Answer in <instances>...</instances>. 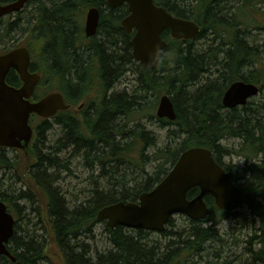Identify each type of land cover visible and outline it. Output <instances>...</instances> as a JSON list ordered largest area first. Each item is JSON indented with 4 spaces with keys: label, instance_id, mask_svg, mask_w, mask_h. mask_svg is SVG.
<instances>
[{
    "label": "trees",
    "instance_id": "1",
    "mask_svg": "<svg viewBox=\"0 0 264 264\" xmlns=\"http://www.w3.org/2000/svg\"><path fill=\"white\" fill-rule=\"evenodd\" d=\"M10 1L13 0H0L2 3ZM257 1L154 0L173 15L193 19L201 28L195 40H174L169 30L164 29L162 37L169 42V47L154 70L144 69L131 55L132 33L125 32L121 25V18L127 14L124 4L112 8L107 5V0H29L26 3L25 8L33 5V9L26 21L32 26L28 32L30 39L24 43L32 54L37 50L40 52V64L32 62L30 70L43 74L39 82L42 91L54 89L64 94L66 102L77 103L78 99L91 93L92 80L98 84L91 97L96 105L89 103L87 113L90 115L85 118L94 138H85L66 111L58 114L61 121L57 123V130L60 134L46 144L50 141L46 133L52 124L46 119L41 121L28 149L35 157L29 165L28 183L25 189L18 188L17 193L13 190V194L7 190H12L13 185L7 183V188H2L5 186V172L13 170L19 178L15 171V157L7 155L6 147H0V199L11 212V207H17V200L28 202L29 208L27 205L25 209L28 208V214L36 218L31 224L36 228H29L30 219H24L23 228L18 223L21 215L17 218L8 242V249L15 259L12 261L2 255L0 264H40L44 260L49 264H162L170 253L182 246L196 248L203 243L202 251L214 244L221 246L217 250L220 253L216 251L214 257L221 264H264L263 110L251 107V101L240 107L225 108L221 98L228 85L237 79L259 85L260 92L264 89L262 51L254 42L246 40V34L250 33L247 27L254 20L241 19L238 15L241 10L248 15L255 13ZM92 6L100 10L97 34L85 43L80 42L83 46L79 48L76 43L83 39L84 14ZM25 8L17 11L16 17L8 23L1 19L0 41L21 27V12ZM258 20L259 25L262 20ZM200 39L208 45L202 43L203 48H198L196 41ZM14 45L0 48V52ZM245 67H249L247 71ZM130 72L136 75L137 84L130 91L125 88L118 91L115 85L116 92L107 98L106 89ZM80 78H83V83ZM88 78L92 80L83 88ZM6 82L16 87L22 84L14 69L9 70ZM72 92L78 93L75 99H72ZM166 93L174 103V120L159 118L154 113L159 96ZM149 95L153 97L152 101L146 100ZM145 115L168 128L174 143L146 154V147L155 144V139L149 138L146 127L138 120L133 122L132 128L128 127L134 119ZM122 136L126 139L127 154L126 160L121 162L116 157L120 155ZM227 137L240 139L239 147L227 149L222 146L221 140ZM192 146L211 149L213 157L233 179L242 180L244 204L249 208L250 222L259 221L258 226L252 225L253 232L244 239L243 254L236 251V258L227 256L223 260L221 251H227L228 243L217 235L215 226L221 218L233 215L243 227L248 223L247 216L217 208L210 195L206 200L212 207V224L201 228L199 221H192L191 226L182 231H164L165 236L174 237L165 245L158 240L148 244V237L144 239L142 229L130 234L119 225L109 228L106 223L105 234L111 248L99 251L89 244L87 239L94 238L93 228L99 223L96 220L98 209L118 200L135 201L140 192L152 188L167 173L181 151ZM232 153L244 157V164L225 165L222 157ZM75 156L81 157L90 177L98 171L96 175L106 181L104 186L88 190V198L71 206L53 183L69 169V160ZM148 162H154L150 173L145 171ZM138 170L145 173L143 180L137 178ZM248 181L250 183L246 184ZM197 191L198 188L194 187L187 195L194 196ZM184 234L187 240L182 242L180 238ZM233 240L234 245L241 243L237 235ZM48 246L57 248L54 261L48 256ZM162 247L164 249L159 253Z\"/></svg>",
    "mask_w": 264,
    "mask_h": 264
},
{
    "label": "water",
    "instance_id": "2",
    "mask_svg": "<svg viewBox=\"0 0 264 264\" xmlns=\"http://www.w3.org/2000/svg\"><path fill=\"white\" fill-rule=\"evenodd\" d=\"M29 0H13L0 3V18L10 12L20 11ZM125 3L128 13L121 19L126 32L133 31L130 39L131 55L144 69L153 70L168 48V42L162 39L164 28L170 30L173 38H194L199 34V26L189 18L173 16L154 0H107L109 7L115 8ZM100 11L95 6L85 13L84 31L93 36L99 24ZM29 49L23 46L11 48L0 53V146L18 147L27 151L32 136L29 123L31 114L49 117L59 109H66L63 95L56 91L31 101L34 87L40 80V74L28 70L30 64ZM18 72L22 85L11 86L6 82L10 69ZM259 88L252 82L237 80L232 82L222 96L226 107L245 104L249 96L257 94ZM156 114L159 117L175 119L176 113L168 94L158 99ZM197 186L198 193L191 199L187 191ZM212 195L215 205L225 210H234L242 206L243 193L231 175L213 158L207 147L192 146L183 150L168 173L147 192L138 195V201H117L101 207L97 219H105L107 225L131 228L153 229L160 231L173 213H185L193 219L207 216L209 208L204 200ZM14 216L0 200V255L15 256L6 248L14 232Z\"/></svg>",
    "mask_w": 264,
    "mask_h": 264
},
{
    "label": "rangeland",
    "instance_id": "3",
    "mask_svg": "<svg viewBox=\"0 0 264 264\" xmlns=\"http://www.w3.org/2000/svg\"><path fill=\"white\" fill-rule=\"evenodd\" d=\"M32 6L33 5H29L27 8H25L24 11H22V18L20 20V28L10 32V37H6L4 38L2 41H0V48H4L6 46H10L12 43H16V44H23V42H26L27 40L30 39V36H28V32H30V29L32 26H30V24L26 23L27 19L29 16H31V11H32ZM256 10L255 13L253 12L250 13V15H248V12H246L245 10H241L238 12V15H240L241 19H249V20H254L252 21L253 23H249L250 25H248V32H250L249 34H246V36L248 35V37L246 38V40L248 42H254L255 46H258V48L261 49V53H260V57L264 60V0H258L256 3ZM247 14L248 16L244 15ZM16 17V16H13ZM258 19L262 20L259 25L258 23ZM5 22H8V20L6 19ZM255 22V26L254 25ZM256 26H259L256 28ZM244 29V28H243ZM244 29V30H246ZM202 43H205L204 40H197L196 41V45L198 48H203ZM206 45H208V43H205ZM40 52L37 50L35 52V54L32 56V59H35L36 61H40V59L38 58V54ZM171 55V54H170ZM169 55V56H170ZM170 58V57H169ZM249 68V67H248ZM248 68H244L245 71L248 70ZM56 79V78H55ZM120 82L118 85V91L120 89H127L128 91L131 90V88H133L136 84H137V80H136V75L133 74L132 72L130 73H126L123 77L120 78ZM54 82H57L56 80H54ZM58 83V82H57ZM147 101H152L153 97L151 95H149L146 99ZM249 104L251 107L257 109L258 111H261V109L263 110L262 115L264 114V89L261 90L260 93H258L255 96H252L250 98ZM155 112V110H154ZM41 119L34 118L33 122H32V126H36L38 124V122ZM139 121L141 123V125L146 127V130L148 131L149 134V138H151L152 140L155 139V144L147 146L145 149V153L146 154H151L153 151L156 150L157 147H162L165 144H173V137L171 136V134L168 131V128L162 127L161 125H159L160 123L157 120L154 119H149L147 115H145L142 118L139 119H134L129 125L128 127L132 128L131 126L133 125V122L135 121ZM54 120L51 118V122H53ZM52 127L50 128V130L46 133V138L49 139L50 141L46 144H50L52 139H55L56 136L59 133V130H57V125L53 124L51 125ZM170 128H174V126H169ZM148 138V135L147 137ZM148 138V139H149ZM239 143H240V139L237 138H229L227 137L226 139L221 140V145L225 146V148H231V147H239ZM45 151V149H44ZM134 155H136V153L133 152ZM7 155L11 156V157H15V167H16V172L17 174H19V178L17 176H15L14 171L12 170L11 172H5L4 174V184H5V188L3 187L2 190H5L7 187V183H9L12 186V190L7 189L11 194H13V192L15 191L16 193L18 192V188H26V185L28 183V175L30 174V163L35 161V157L33 155H31L30 151H28L27 154H24L20 149H8L7 150ZM136 156H139V154H137ZM223 161L225 164H233V165H243L245 162V158L242 157L241 155L238 156L234 153L232 154H228V155H224L223 157ZM259 158V157H257ZM255 158V159H257ZM254 159V160H255ZM253 160V159H252ZM84 162L81 160V157H77L75 156V158H71L69 160V169L63 171L60 175V179L55 181L53 183V186H55L56 188L59 189V191L61 190V194H63L64 199L69 201V204L71 206H75L77 203H79L80 201H83L85 198H88V196L90 195V193L88 192V190L94 188L95 186H104L106 179L104 177H98L96 174L98 173V171L94 172V177H90L89 176V170L85 168V164H83ZM154 169V162H148L145 165V171L147 170V173L152 172V170ZM137 173V172H136ZM138 179L139 180H143V178L146 176L144 175L145 173H142V171L138 170ZM128 174V171H127ZM9 176V177H8ZM96 176V177H95ZM129 176V174H128ZM0 177H2V173L0 175ZM120 178V177H118ZM241 181H239V183H241ZM246 181H244L245 183ZM250 182L248 181L246 184H249ZM245 184V185H246ZM241 187L244 186L242 183L240 184ZM128 186V184L126 185ZM14 190V191H13ZM14 192V193H15ZM17 207H11V210L13 211L12 213L15 215L16 218H18L21 215L20 220L18 221V223L25 228L24 226V221L26 219H30L31 223L29 224V228H32L33 225L32 222L36 221V218L34 217L33 214H28L29 213V205L28 202L23 201V200H17ZM75 204V205H74ZM28 205V208L25 209ZM18 209V210H17ZM239 214H241V216L245 215L247 216L248 219V223H246L245 226L241 227L240 223L236 221L235 216L230 215L229 218H225L222 221H220L217 225L216 228H218L219 230V237H221L223 239L224 242L228 243L225 248V250L227 251H221L222 254V258L223 260L226 259L227 256H229V259H234L236 258L238 255H236V251L243 254L242 251V247L244 246L245 242L244 239L246 238L247 235L251 234L253 232V227L252 225H254V227L258 226L259 221L256 220V222L251 223L250 219L251 216L249 215V208L247 207V205L243 204L240 208H238L236 210ZM34 217V218H33ZM25 219V220H24ZM172 219L174 221V224L172 225L173 230L176 231H182L184 229H187L191 226V222L189 219L186 218V216L181 215V214H174L172 216ZM210 221H207L204 223V225H207V223H209ZM105 222L101 221L100 223H98L94 228H93V234H94V238H90L87 239L89 244L91 243V245L96 246L97 249L99 251L105 250V249H109L111 248V245L109 243V240L107 238V235L105 234ZM36 228V227H33ZM169 228V231L172 230ZM37 232H40V230H38ZM22 233V232H21ZM185 233V232H184ZM185 235V234H184ZM237 235V237L241 240V243L238 245H234V236ZM84 237V236H82ZM174 237H170V236H165L162 235L161 233L159 234V232H151L148 236V243L150 245L153 244V242H150L151 239L153 240H158L159 243H162V245H165L167 242L171 241ZM221 247V246H220ZM218 247V244H214L213 246H209L207 248V250L204 253H208L209 255L206 254V258L209 260L210 258H213V255L216 253V251L220 248ZM48 256H50L51 260H55V258L57 257L56 254V250L57 248L54 246H48ZM229 248H232V250H229ZM164 248L162 247L160 252L163 250ZM230 251V252H229ZM232 251L234 252L232 254ZM220 253V251H217V253ZM93 253L91 252V255ZM212 254V255H211ZM232 254V255H231ZM160 255V254H159ZM244 258V256H242ZM222 260V259H221ZM201 264L204 263V261H200ZM40 264H49L48 261L44 260L41 261ZM215 264H221L220 261L217 262V260L215 261Z\"/></svg>",
    "mask_w": 264,
    "mask_h": 264
},
{
    "label": "flooded vegetation",
    "instance_id": "4",
    "mask_svg": "<svg viewBox=\"0 0 264 264\" xmlns=\"http://www.w3.org/2000/svg\"><path fill=\"white\" fill-rule=\"evenodd\" d=\"M13 16H16V13H10V14H7L5 16H3L1 19L3 21H5L6 19L8 20V22H10V20L14 19L15 17ZM7 22V23H8ZM97 30L95 31V34L96 35L97 33ZM82 34H83V39H79V42L76 43V46H82L80 45V42L81 43H85L87 41V39H92L93 36H87L85 31H84V24H83V29H82ZM76 40V39H75ZM79 44V45H78ZM79 47V48H80ZM90 79L92 80V78H88V80H86V83L83 84V88L86 87L90 81ZM77 80V79H76ZM80 82H84L83 81V78H80ZM119 82H120V79L117 80L114 84L113 87H108L105 91L106 92V97L108 98V96L114 92H116V88H115V85H119ZM97 83H94L93 80H92V84L90 85V88H89V91L91 93H88L86 95H84L83 98H80L78 99L77 103H67L69 105V107L67 109H61V110H58L56 111L53 115L54 116H51L52 119L54 120L53 122H51V119H47V121L50 123V124H56L58 126V122H60L61 120L60 119V116H58V114H60L61 112H66V111H69L68 113H70V115H68V117L74 119L77 123V129L83 134V136L87 139H91L92 137L94 138L93 136V132H92V129L90 128V126H88L87 124H85V118H89V115L90 113H87V111H89L88 107H89V103L92 102L95 104V102H93L92 100V96H94V91L96 90L97 88ZM92 89V91H91ZM76 93L75 92H72V99H75V97L77 96V94L75 95ZM75 95V96H74ZM39 96V95H37ZM36 96V97H37ZM43 95H40L39 97H42ZM66 103V102H65ZM96 105V104H95ZM122 141H121V146L119 148V153L120 155L116 158H118L119 161H125L126 160V154H127V150H125V144H126V139L124 138V136H122ZM115 158V159H116ZM192 198V197H191ZM181 215H184L186 216L187 219L190 220V222L192 223V221H199V225L201 228H206L207 226L211 225L212 224V218H210V216H212V212L209 213L207 215V217L205 218H200V219H193V218H190L188 217L187 215L185 214H181ZM173 216V215H172ZM172 216L170 218H168L169 220L166 222L164 228L162 230H160L159 234L161 233L162 235H165V232H168L169 228L172 227V225L174 224V221L172 219ZM207 221H210L209 223H207V225H204L205 222ZM222 221V220H221ZM124 230H126L127 233H130L131 232H134L136 231L137 229H141V228H138L137 229H134V228H128V227H123ZM172 229V228H170ZM217 229V235H219V230L218 228H215ZM142 231L144 233H142V236L144 237H148L149 234L151 232H157V231H154V230H144L142 229ZM165 231V232H164ZM176 231V230H175ZM182 237L180 238V241H184V240H187L185 237V235H181ZM179 239V238H178ZM177 239V240H178ZM223 240V239H222ZM155 240L151 239L150 242H153ZM168 243V242H167ZM149 244V243H148ZM205 246V244L203 243L202 245H200V247H192V246H188V245H185V246H182L181 248H179L178 250L176 251H173L172 253H170L165 260H163L162 264H201L200 261H204L203 264H208V261H209V264H215V254L213 255V258H210L209 260L205 257L207 253H204L205 251H202L201 249H203V247ZM202 252V253H201ZM209 255V253H208ZM212 255V254H211ZM214 262V263H213Z\"/></svg>",
    "mask_w": 264,
    "mask_h": 264
},
{
    "label": "bare ground",
    "instance_id": "5",
    "mask_svg": "<svg viewBox=\"0 0 264 264\" xmlns=\"http://www.w3.org/2000/svg\"><path fill=\"white\" fill-rule=\"evenodd\" d=\"M169 96V95H168ZM170 97V96H169ZM170 100H171V98H170ZM173 102V101H172ZM173 106H174V103H173Z\"/></svg>",
    "mask_w": 264,
    "mask_h": 264
}]
</instances>
